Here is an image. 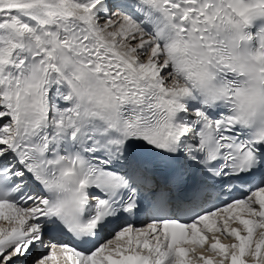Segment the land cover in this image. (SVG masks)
Returning <instances> with one entry per match:
<instances>
[{
    "label": "snow or ice",
    "instance_id": "1",
    "mask_svg": "<svg viewBox=\"0 0 264 264\" xmlns=\"http://www.w3.org/2000/svg\"><path fill=\"white\" fill-rule=\"evenodd\" d=\"M0 264H264V0H0Z\"/></svg>",
    "mask_w": 264,
    "mask_h": 264
},
{
    "label": "bare ground",
    "instance_id": "2",
    "mask_svg": "<svg viewBox=\"0 0 264 264\" xmlns=\"http://www.w3.org/2000/svg\"><path fill=\"white\" fill-rule=\"evenodd\" d=\"M3 222H0V225L2 224Z\"/></svg>",
    "mask_w": 264,
    "mask_h": 264
}]
</instances>
